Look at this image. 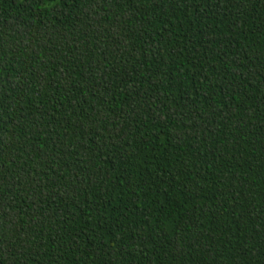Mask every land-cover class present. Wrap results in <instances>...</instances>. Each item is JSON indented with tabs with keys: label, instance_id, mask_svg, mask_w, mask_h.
Here are the masks:
<instances>
[{
	"label": "trees",
	"instance_id": "16d2710c",
	"mask_svg": "<svg viewBox=\"0 0 264 264\" xmlns=\"http://www.w3.org/2000/svg\"><path fill=\"white\" fill-rule=\"evenodd\" d=\"M0 264H264V0H0Z\"/></svg>",
	"mask_w": 264,
	"mask_h": 264
}]
</instances>
